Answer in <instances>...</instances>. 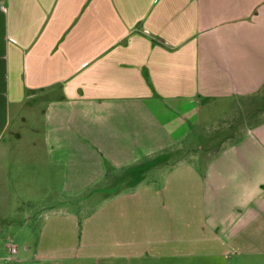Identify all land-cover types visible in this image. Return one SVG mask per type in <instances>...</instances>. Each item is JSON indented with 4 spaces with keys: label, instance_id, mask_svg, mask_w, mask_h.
I'll list each match as a JSON object with an SVG mask.
<instances>
[{
    "label": "crops",
    "instance_id": "crops-1",
    "mask_svg": "<svg viewBox=\"0 0 264 264\" xmlns=\"http://www.w3.org/2000/svg\"><path fill=\"white\" fill-rule=\"evenodd\" d=\"M263 88L264 0H0V226L17 223L13 155L35 107L40 162L61 192L101 195L108 256L246 242L264 217V120L201 168L159 158L186 152L200 102ZM118 182L127 189H92ZM35 245L23 238L22 254L36 260Z\"/></svg>",
    "mask_w": 264,
    "mask_h": 264
},
{
    "label": "rangeland",
    "instance_id": "rangeland-1",
    "mask_svg": "<svg viewBox=\"0 0 264 264\" xmlns=\"http://www.w3.org/2000/svg\"><path fill=\"white\" fill-rule=\"evenodd\" d=\"M34 108H26L27 111L22 112L24 121L18 126L21 138L17 146L22 148L14 152L11 181L12 196L22 204L14 217L17 223L6 229V223L1 222L0 264H264V217L250 229L246 242L244 237H240L226 249L218 250L216 246L208 245L203 254L195 250L185 253L183 250L182 254L169 257L121 259L108 256L107 253L117 250L106 249L101 245L100 215H94L102 204L101 195L94 194L88 200L83 198L82 202H77L87 192L71 199H67L61 192L57 172L40 162L42 159L38 132L42 117ZM263 120L264 88L253 96L235 101H202L198 105V121L192 126L185 141L188 143L186 152L159 159L175 162L182 158L188 164L194 163L196 168H201L224 145L234 142L244 131ZM18 172L22 174L20 178L17 176ZM98 187L100 186L92 189ZM127 187L125 184L120 189ZM65 200H69L71 204L64 202ZM188 211L191 212V209ZM191 218L192 215H189L190 220ZM24 219H28L29 223L22 227L20 225ZM178 219L182 220L183 217ZM181 230L180 233L185 237L184 229ZM208 236L206 233L204 238L207 239ZM23 238L31 244L36 243L35 255L39 254L36 260L31 254H22ZM188 239L193 237L185 240ZM8 241L16 245V254L10 255L7 250Z\"/></svg>",
    "mask_w": 264,
    "mask_h": 264
},
{
    "label": "trees",
    "instance_id": "trees-1",
    "mask_svg": "<svg viewBox=\"0 0 264 264\" xmlns=\"http://www.w3.org/2000/svg\"><path fill=\"white\" fill-rule=\"evenodd\" d=\"M259 123H261V122H259ZM130 185H133V183L132 184H129V186ZM120 186H123V184H121L120 182H118V184H116L113 188H111L109 190H102L101 188L98 187L96 189H93V191L94 192H107V193L109 192V193H115L116 191H118L120 189Z\"/></svg>",
    "mask_w": 264,
    "mask_h": 264
},
{
    "label": "built area",
    "instance_id": "built-area-1",
    "mask_svg": "<svg viewBox=\"0 0 264 264\" xmlns=\"http://www.w3.org/2000/svg\"><path fill=\"white\" fill-rule=\"evenodd\" d=\"M10 251H11V252H14L15 250H14V248H11Z\"/></svg>",
    "mask_w": 264,
    "mask_h": 264
}]
</instances>
